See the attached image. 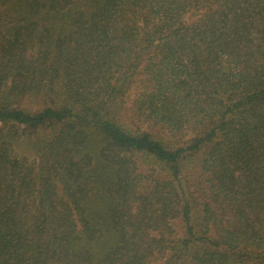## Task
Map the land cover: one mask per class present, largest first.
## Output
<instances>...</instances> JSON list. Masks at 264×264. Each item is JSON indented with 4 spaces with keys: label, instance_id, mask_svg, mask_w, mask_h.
Here are the masks:
<instances>
[{
    "label": "trees",
    "instance_id": "1",
    "mask_svg": "<svg viewBox=\"0 0 264 264\" xmlns=\"http://www.w3.org/2000/svg\"><path fill=\"white\" fill-rule=\"evenodd\" d=\"M0 2V264H264V0Z\"/></svg>",
    "mask_w": 264,
    "mask_h": 264
},
{
    "label": "rangeland",
    "instance_id": "2",
    "mask_svg": "<svg viewBox=\"0 0 264 264\" xmlns=\"http://www.w3.org/2000/svg\"><path fill=\"white\" fill-rule=\"evenodd\" d=\"M1 3L0 6V15L2 12H5L6 4L5 2ZM14 17V16H13ZM193 17V16H192ZM196 17V16H195ZM2 17H0V25L2 23ZM37 37L34 36L33 39L35 40ZM59 37H54L53 42H57ZM50 39H46V41ZM44 47L42 45L37 44L35 47L27 46V54L30 56V60H34L35 62L42 63L48 60L51 57L52 53H39V48L36 47ZM46 46L52 51V47L47 45ZM141 85L135 84L130 90L126 97V104L131 105L133 99L135 98L136 94L140 91ZM48 86L43 84L40 89L32 90L30 93L26 94L23 98L19 101H14L12 104L14 106H20L21 108L25 109L28 112L34 113L46 106V102L48 100L47 95ZM128 105V106H129ZM130 113V112H129ZM12 122V121H11ZM9 122V123H11ZM3 122L0 121V125ZM17 128L15 129V134L13 135V152L17 155L21 160H26L27 163H32L35 166H38V173L41 170V167L45 163L43 160L45 157L49 155L50 148L54 142V133L56 128L51 127H40V128H26V125L19 122L17 123ZM168 138V137H166ZM170 139V138H168ZM171 140V139H170ZM141 168L144 170H148L152 168L154 165L151 163H147L146 160L144 162H140ZM156 167V166H155ZM198 167L194 168V171H197ZM174 222L177 223L179 229L182 228L183 225L179 218L174 219Z\"/></svg>",
    "mask_w": 264,
    "mask_h": 264
}]
</instances>
